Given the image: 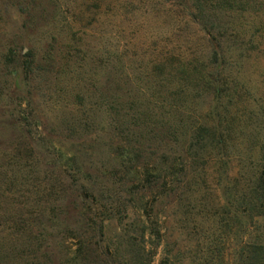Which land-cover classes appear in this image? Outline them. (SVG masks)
<instances>
[{
  "label": "rangeland",
  "instance_id": "obj_1",
  "mask_svg": "<svg viewBox=\"0 0 264 264\" xmlns=\"http://www.w3.org/2000/svg\"><path fill=\"white\" fill-rule=\"evenodd\" d=\"M263 172L264 0H0V264H242Z\"/></svg>",
  "mask_w": 264,
  "mask_h": 264
},
{
  "label": "trees",
  "instance_id": "obj_2",
  "mask_svg": "<svg viewBox=\"0 0 264 264\" xmlns=\"http://www.w3.org/2000/svg\"><path fill=\"white\" fill-rule=\"evenodd\" d=\"M213 61L217 67L221 66V51L215 50ZM219 93V91H218ZM219 139V137H218ZM216 140L212 136V141ZM217 144L221 145L222 140H217ZM255 186L252 187L250 192L249 210L256 218L264 217V172L261 174L255 173ZM242 264H264V237L259 236L254 242L246 247L240 254Z\"/></svg>",
  "mask_w": 264,
  "mask_h": 264
}]
</instances>
